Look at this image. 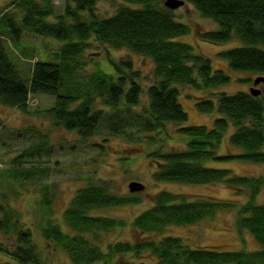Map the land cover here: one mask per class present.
Returning <instances> with one entry per match:
<instances>
[{"label": "trees", "instance_id": "1", "mask_svg": "<svg viewBox=\"0 0 264 264\" xmlns=\"http://www.w3.org/2000/svg\"><path fill=\"white\" fill-rule=\"evenodd\" d=\"M70 1L61 14L57 13L53 0H13L7 8H0L2 105L27 112L31 94L51 96L54 101L44 110L46 116L88 139L106 121H109L110 133L125 134L126 117L141 102L143 94L148 98L144 110L147 116L142 118L139 131L161 129L167 123L182 125L188 113L179 99V85L213 89L231 80L224 70L213 68L210 58L178 38L188 34L191 28L177 20L175 9L167 8L163 0H123L124 4L110 17H101L95 12L99 0ZM185 1L218 25L217 29L201 31L202 40L240 41L239 46L219 53L230 70L264 74V0ZM24 33L54 39L59 45L55 51L48 48L47 60L40 57L32 62L28 74L4 45L6 35L18 45ZM96 46L106 49L112 72L103 69L86 72V66L92 61L87 52ZM108 47L126 48L151 59L155 81L144 88L141 71L134 68L132 58L116 61ZM210 94L209 98H200L197 105L203 112L220 113L213 126L209 129L201 125L181 126L179 131L187 137L186 149L151 152L149 156L158 163L155 178L218 183L235 192L245 189L249 194L245 203L237 205L233 200L212 196L186 199L173 192L160 191L153 205L132 221V227L143 235L135 241L109 242L104 248L102 232L122 227L126 222L94 215L91 211L138 203L140 197L114 193L107 182L89 183L75 192L64 211L68 231L45 216L43 236L65 249L75 264H264V203L257 202L264 177L241 175L230 168L202 163L204 159L264 163V97L251 94L250 89L233 94L225 91ZM97 104L109 107L111 112H105ZM230 125L234 127L230 143L238 151L219 154V145ZM42 206L44 215L49 214V200ZM234 208L240 233L249 231L260 248H198L181 236L163 235L170 225L198 223L215 216L221 209ZM19 219L7 209L0 217V232L8 233L9 238L15 237L17 243L10 248L0 245V251L7 252L15 264H45L33 242L32 231ZM144 251L148 252V260H144L147 258L143 256Z\"/></svg>", "mask_w": 264, "mask_h": 264}, {"label": "rangeland", "instance_id": "2", "mask_svg": "<svg viewBox=\"0 0 264 264\" xmlns=\"http://www.w3.org/2000/svg\"><path fill=\"white\" fill-rule=\"evenodd\" d=\"M12 1L0 0V8L2 10L7 8ZM53 2L57 6V13L61 14L66 3L71 1L53 0ZM123 4V0H99L94 10L101 17H110ZM12 10L18 13V17L21 16L17 9ZM173 11L177 20L187 23L191 28L188 34L178 38L192 44L196 52L210 58L215 70H224L231 76L230 82L213 89L179 85V99L188 113V119L182 125L167 123L161 129L139 131L142 118L147 116L144 111L145 105H148L146 94L142 95L141 102L126 117L125 134L110 133L109 121H106L102 122L97 133L88 139L81 138L76 131L57 125L46 116L44 110L54 101L51 96L31 94L27 112L0 103V217L7 209L20 218L19 221L24 227L30 228L33 242L45 264H75L65 249L56 246L43 236L42 230L46 223L44 218L46 216L52 219L54 223L68 231L63 219L64 211L75 192L89 183L107 182L114 193L136 194L140 197L138 203L91 211L94 215H105L126 222L122 227L118 226L114 230L102 232L104 248L109 242L135 241L143 235L132 227V221L153 205L154 198L160 191L173 192L186 199L200 196L230 199L237 205H242L248 199L247 190L235 192L223 184L172 182L155 178L158 163L149 156L151 152L167 153L186 149L187 137L179 131L180 127L201 125L209 129L213 126L214 119L219 116L217 110L211 113L201 111L197 101L200 98H209L210 92L215 91H225L230 94L249 91L258 75L232 71L228 68L227 61L220 58V52L240 45L238 39L211 43L200 38L201 31L218 28L213 20L203 17L187 2ZM4 45L13 60L18 62L20 68L27 74L32 62L40 57L45 60L48 48L55 51L59 46L56 40L33 33H24L18 45L6 35ZM105 51L104 47L96 46L87 52L92 61L86 66V72L97 69L113 71L106 59ZM108 51L116 61L132 58L134 68L141 71L144 88L155 81L154 64L151 59L132 53L126 48L108 47ZM257 88L261 89V96L264 97V83L257 85ZM96 106L107 113L111 112L110 108L103 104ZM233 131L234 127L230 125L219 145V154L238 151L230 143ZM202 163L209 167L230 168L241 175L264 177V163L208 159L202 160ZM24 173L26 175H22ZM131 181L143 183L145 189L130 192L128 185ZM45 200H49L50 213L44 215L42 205ZM257 202L264 203V183L257 196ZM236 213L235 208L221 209L215 216L204 218L198 223L185 226L170 225L166 227L163 235L181 236L192 247L198 248L219 247L226 250L260 248L249 231L243 230L240 233ZM16 244L15 237L9 238L8 233L0 232L1 246L10 248ZM143 256L147 257L144 260H148L147 251L143 252ZM7 262L15 264L7 252L0 251V264ZM94 264H104V262Z\"/></svg>", "mask_w": 264, "mask_h": 264}, {"label": "water", "instance_id": "3", "mask_svg": "<svg viewBox=\"0 0 264 264\" xmlns=\"http://www.w3.org/2000/svg\"><path fill=\"white\" fill-rule=\"evenodd\" d=\"M186 3L185 0H165L164 4L169 9H177ZM264 83V75L257 76L253 81V86L250 88V92L253 95H259L262 93L261 89L257 88V85ZM130 192H138L145 189V185L139 181H131L129 183Z\"/></svg>", "mask_w": 264, "mask_h": 264}]
</instances>
